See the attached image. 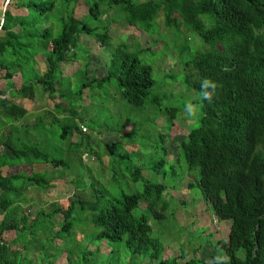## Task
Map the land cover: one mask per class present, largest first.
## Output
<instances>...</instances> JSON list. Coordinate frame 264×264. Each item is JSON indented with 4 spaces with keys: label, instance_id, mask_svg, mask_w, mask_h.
Masks as SVG:
<instances>
[{
    "label": "trees",
    "instance_id": "16d2710c",
    "mask_svg": "<svg viewBox=\"0 0 264 264\" xmlns=\"http://www.w3.org/2000/svg\"><path fill=\"white\" fill-rule=\"evenodd\" d=\"M79 1L9 0L5 12H1L0 80H6V83L0 88V157L16 159L15 169L23 163L30 166L52 164L53 167L66 163L51 156L39 144L40 132L49 121L42 113L37 114L33 122L24 121L29 110L15 99L34 101L39 90L52 99H65L68 92L61 89V79L57 78L61 65L73 58L80 59L79 69L73 75L65 76L75 77L83 70L89 73L88 61L77 55L83 45L82 37L90 36L100 47H107L111 39L110 26L98 29L82 19L85 14L77 16ZM86 2L87 13L100 18L103 13L101 2ZM109 4L121 5L125 22L150 34L154 33L151 28L155 19L163 12L168 27L181 31L184 25L202 39L204 46L199 42V49L183 64L184 72L190 69L186 82L194 92L200 93L194 103L201 108V114L198 124L190 128L177 144L176 156L178 162L181 156L186 159L191 169L199 168L200 177L191 181L189 187L200 191L217 220L230 222L228 238L208 240L212 247L209 261L203 256L207 252L205 249L202 251L203 232L191 235V244L200 241L194 250L199 253L196 257L180 262L179 259L188 256L187 251L181 248V255L166 258L165 245L153 233L151 217L165 218L164 212L170 203L164 199V194L171 184L145 179L139 166L130 176L136 183L145 179L142 191L121 189L117 192L115 187H97L93 181L94 195L90 198H68V203L61 202L55 213H47L43 209L34 217L23 211L20 204L29 200L23 191L34 185L45 189L53 184L54 179L45 172L29 175L22 170L8 173V170L0 168V207L6 212L0 225V236L7 230H15L17 243L22 239L28 240L31 231L36 230L35 236L41 237V230L48 233L44 237L49 239V230L41 228L42 224L47 219L54 220L53 217L59 213L63 219L55 225L56 235L49 243L52 256L48 260L42 255L38 258L43 264H57L60 258L55 259V253L61 252L58 241L64 239L65 232L73 238L74 228L81 224L93 226L90 231L83 230L88 244L81 254L68 249V264H264V0H146L141 3L109 0ZM56 10L57 15H52ZM44 60L48 65L43 71L41 64ZM105 68L104 75L93 77L91 82H98L100 86L113 82L117 91L136 107L148 104L161 106V97L151 96L155 85L153 67L143 63L127 46H119L114 54L112 52ZM19 75L22 83L17 86L15 78ZM205 80L216 86L214 90L208 89L212 92L211 101L203 96ZM89 84L84 83L79 94L82 90L83 93L87 91ZM57 107L72 117L76 115L71 107ZM165 110L166 113L160 117L169 116L174 121L182 111L177 106H167ZM85 127L68 125L63 135L71 138L75 132L84 135ZM103 128L117 130L113 126ZM146 133V130L140 133L133 131L128 136L131 142L143 149L145 146L139 143L138 137L142 138ZM34 134L38 137L36 140L31 139ZM156 135V141L165 146L169 156L166 141H171V136L161 130ZM87 142L91 148L85 153L103 163L101 152H97V143L90 138ZM116 143L118 141L106 144L110 157L107 168L102 167L103 179L110 182H116L119 177L115 165L112 167ZM166 159L155 162L151 169L158 174L159 169H164L166 173V165L170 163ZM172 164L174 175L177 170L175 163ZM4 165L6 162L3 160L1 166ZM24 179L25 183L21 184ZM74 183L78 189L86 187L83 180ZM142 205H145V210L137 214L136 210ZM159 208L161 212H157ZM18 212L23 214L18 217ZM95 241L100 242L98 247ZM26 244L23 249L28 248ZM104 244L110 245L108 252L103 250ZM11 249L0 238V264H23L24 260H29L26 251L11 256ZM221 256L226 259L217 261ZM18 257L20 260L16 263Z\"/></svg>",
    "mask_w": 264,
    "mask_h": 264
},
{
    "label": "rangeland",
    "instance_id": "374dc122",
    "mask_svg": "<svg viewBox=\"0 0 264 264\" xmlns=\"http://www.w3.org/2000/svg\"><path fill=\"white\" fill-rule=\"evenodd\" d=\"M5 1L6 6L8 0ZM89 1L93 2L94 0ZM98 1L101 2L103 9L100 18H95L87 13L89 8L86 0H80L76 5V15L85 14L82 17L85 22L98 29L103 26H110L111 28V39L106 44L107 47H100L94 38L83 34V45L78 49L77 55L79 58H85L88 61L89 73L83 70L75 77L65 76L73 75L81 66L80 59L75 60L73 58L67 64L63 63L61 65L57 77L61 79V89L68 92L65 97L66 100L60 97L52 99L41 90H39L34 101L20 97L15 99L17 103L29 110V114L24 118V121L33 122L35 116L41 113L49 121V123L46 122L40 132L41 140L39 144L51 156L63 159L66 163L59 167H53L52 164L30 166L23 163L15 169L16 159L7 156L6 158L0 157V166L3 160L6 162V165L0 168L3 167L4 171L8 170V173H11L12 170V173H18L22 170V173L29 175L32 172H45L50 178L54 179L53 184L45 189L34 185L23 191V194L29 200L23 202L22 208L31 217L37 216L39 211L43 209L47 213H55L56 208L61 206V202L68 203V198L69 200L76 197L90 198L94 195V190L91 186L93 181L97 187H107V189L115 187L117 192L121 189L128 192L142 191L143 181L146 178L156 182H170V188L164 194V199L170 203V209L168 208L164 212L165 218L163 219H158L155 215L151 217L154 223L153 233L165 245L164 256L166 258L179 256L182 248L187 251L188 256L179 259L180 262H186L196 257L199 253L194 252V250L198 247L197 245L200 241H193V244H191V235L197 236L203 232L202 251L205 249L204 251L206 252L207 250L208 252L206 254L203 253V256H206L207 261H209L212 247L208 245V240L216 241L228 238L231 224L227 220H217L213 211L209 209V204L199 194L200 191L197 188L192 189L189 187L191 181H196L200 177L199 168L193 167L191 169L186 159L181 156L178 162L176 156L178 152L177 144L188 134L190 128L198 124L201 114V108L194 103L200 93L194 92L189 87L185 78L186 74H189L190 69L184 72L183 66L199 49L197 46L199 42L204 46L203 41L196 32L187 29L184 25L181 26V31H178L175 27H168L165 23L163 12L155 19L151 28L154 33L150 34L143 29L126 23L121 5H110L109 0ZM135 1L141 3L146 0ZM57 12L56 10L52 15H57ZM0 23L2 24V18ZM122 45L127 46L131 52L136 53L143 63L153 67L155 85L151 90V96L161 97V106L148 104L144 107H136L117 91L113 82L103 86H100L98 82H91L93 77L101 78L104 75L105 66L111 58V53L113 52L114 54V51ZM45 63L44 60V63L41 64L43 71L47 69L46 65L48 63ZM5 81L0 80V88L5 86ZM15 82L17 86L21 85L22 79L20 75L15 78ZM86 82L90 83L88 90L84 91V93L82 90V93L79 94L82 85ZM57 105H63L65 108L71 107L76 115L72 117L70 114H65L64 109H57ZM189 105H191L190 111ZM167 106L181 108L182 111L175 121L171 120L169 116L160 117L166 113L165 107ZM68 125L73 127L85 125L86 127L83 128L84 135L75 132L72 138L71 136L64 137L63 134H65V128ZM102 126H113L117 130L101 129ZM120 129L122 130L119 131ZM86 130L89 132L86 133ZM145 130L147 133L142 138L138 137L139 143L145 146L142 149L137 143L131 142L132 140L128 134L133 131L145 132ZM160 130L168 134L169 137L171 136L172 140L166 141L170 151L169 156L166 155L165 146L160 141H156V134ZM150 131L151 134L149 133ZM84 137L86 140H84ZM37 138L36 134L31 137L32 140ZM88 138L97 143L99 147L97 152L99 154L101 152L103 163L95 156L92 155L90 158L85 153L90 152L91 148V144L87 142ZM117 141V150L113 156L115 160L112 167L115 165L119 172V177L116 182H110L103 179L102 167L107 168V161H109L110 157L109 152H106L108 148L106 144H112ZM164 157L170 160V163L168 162L166 165V173L164 169H159L160 174H158V172L151 169V166ZM175 159L176 161L173 162ZM172 163H175L177 170L174 175L171 171ZM137 166L143 169L145 178L138 183L134 182L130 176L134 171L133 169ZM25 180H21L20 183L24 184ZM80 180L85 183V188L78 189L75 186L74 181ZM6 195L8 196V194ZM140 210H145V205L137 209L136 213L139 214ZM1 212L4 214L0 207ZM157 212H161V209L159 208ZM22 214L23 212H18L17 215L20 217ZM53 218L54 220H45L41 227L49 230V239L44 237L48 233H44L41 230L40 234L42 236H35L37 234L35 230L30 233L31 239L28 237V241L21 240L23 246L24 243H27L28 249L37 246L38 250L41 251L40 255H42V258L47 257V260L52 256L49 243L56 235L57 229L55 230L54 227L58 225V221L63 219V215L58 213ZM92 228V224L76 226L73 238H71L69 233L65 232L64 239L58 241L61 252L55 253V259L59 257V262L61 260L63 264H68V249L81 254L86 248V244H88L83 230L90 231ZM210 234H213V237ZM39 238L41 239L38 240ZM95 243V246L98 247L100 242L95 241ZM91 245L93 246L92 243ZM102 248L106 252L111 249L108 244L102 245ZM63 253L64 257L61 259ZM35 264H43V262L38 260V263L35 262ZM143 264H146V262Z\"/></svg>",
    "mask_w": 264,
    "mask_h": 264
},
{
    "label": "crops",
    "instance_id": "0c3cea01",
    "mask_svg": "<svg viewBox=\"0 0 264 264\" xmlns=\"http://www.w3.org/2000/svg\"><path fill=\"white\" fill-rule=\"evenodd\" d=\"M5 0H0V13L5 9V3H4ZM6 2V1H5ZM9 0L7 1V4H8ZM6 4V6H7ZM39 164H36L35 166H37ZM16 204H19L16 202ZM20 204H23V202H21ZM5 214L6 212H4V214L1 212L0 213V225L1 223L3 222L4 218H5ZM32 233V232H30ZM28 233V237L31 239V234ZM16 237H17V232L15 230H7L5 232H3V234L0 236L1 239H3L7 244H9L12 249L10 251V255L11 256H14L15 254H21V252H24L26 251L28 253V256H29V260L28 261H23V264H35L38 263V258H40V251L38 250V247L35 246V247H31L30 249L26 248V249H23V245L21 243V241L15 243V240H16ZM26 241H28L26 239ZM64 257V253L61 257V259H63ZM12 259V257L10 258ZM19 257L18 259L16 260V263H18L19 261ZM45 263H47V261H45ZM57 264H63L60 260V262L58 261Z\"/></svg>",
    "mask_w": 264,
    "mask_h": 264
},
{
    "label": "clouds",
    "instance_id": "9594fccd",
    "mask_svg": "<svg viewBox=\"0 0 264 264\" xmlns=\"http://www.w3.org/2000/svg\"><path fill=\"white\" fill-rule=\"evenodd\" d=\"M202 87L204 89L203 92V96L204 98H206L207 100L211 101L212 100V92H209L208 89L209 87H211L213 90L215 89V84L212 83L211 81L205 80L202 84ZM189 107V111L191 110V105L188 106ZM224 259H226V257H217V261L222 262Z\"/></svg>",
    "mask_w": 264,
    "mask_h": 264
},
{
    "label": "water",
    "instance_id": "95a60500",
    "mask_svg": "<svg viewBox=\"0 0 264 264\" xmlns=\"http://www.w3.org/2000/svg\"><path fill=\"white\" fill-rule=\"evenodd\" d=\"M5 10H6V6H5V9H4V12H5ZM2 23H3V19H2Z\"/></svg>",
    "mask_w": 264,
    "mask_h": 264
}]
</instances>
